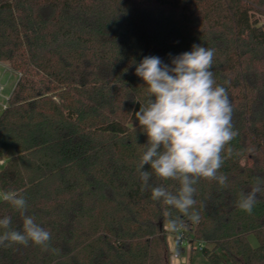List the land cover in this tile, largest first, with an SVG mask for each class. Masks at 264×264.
<instances>
[{"label":"trees","instance_id":"1","mask_svg":"<svg viewBox=\"0 0 264 264\" xmlns=\"http://www.w3.org/2000/svg\"><path fill=\"white\" fill-rule=\"evenodd\" d=\"M262 17L264 0H0V62L20 74L0 114V190L22 193L51 233L47 251L0 246V264H171L184 243L210 264L223 262L219 252L227 264H264V194L251 215L237 207L264 179ZM195 44L215 50L212 72L238 133L220 169L226 185H195L198 223L142 190L147 136L134 116L146 95L136 65L145 56L170 65ZM5 215L22 226L0 200ZM177 216L183 226L170 230Z\"/></svg>","mask_w":264,"mask_h":264},{"label":"clouds","instance_id":"2","mask_svg":"<svg viewBox=\"0 0 264 264\" xmlns=\"http://www.w3.org/2000/svg\"><path fill=\"white\" fill-rule=\"evenodd\" d=\"M215 50L195 44L164 63L158 56H145L135 67L146 88V95L134 113L140 131L147 136L141 144L136 171L142 190H150L153 201L188 217L200 220L195 210V185L201 178L225 186L227 176L220 172L225 161V148L238 135L232 123L233 107L224 86L218 85L212 72ZM233 149L227 148L231 156ZM150 170H145V166ZM153 176L160 181L178 182L175 191L162 183L153 185ZM264 194V179L257 177L247 192H241L237 207L249 215ZM3 201L19 212L20 228H13L12 217L0 218V246H28L30 243L47 251L51 233L34 216L28 214V203L22 193L2 194ZM170 216V213L168 214ZM170 230L183 226L179 216L169 218Z\"/></svg>","mask_w":264,"mask_h":264},{"label":"rangeland","instance_id":"3","mask_svg":"<svg viewBox=\"0 0 264 264\" xmlns=\"http://www.w3.org/2000/svg\"><path fill=\"white\" fill-rule=\"evenodd\" d=\"M260 22L264 23V17L260 18ZM2 64L7 67V69H6L4 66H0V72L2 75L1 82L3 85H5L4 91H3V96H5L7 98L11 95L12 90H13L16 82H17V76H16L17 73L12 71L6 63H2ZM1 103H3L2 98H0V104ZM2 111L3 110H2L1 105H0V114ZM248 241L252 247L257 246V240H256L254 235H249ZM168 242L170 245V247H169L170 252H173L172 236H168ZM219 254L223 258V262L220 264H227V262H228L227 258L223 254H221L220 252H219ZM170 261H171V263L173 262V264H174V262L175 263L178 262L180 264H210L209 261L201 254V252L199 250H196V249L191 250L188 243H184L182 245V251L177 257H174L173 255H171Z\"/></svg>","mask_w":264,"mask_h":264},{"label":"built area","instance_id":"4","mask_svg":"<svg viewBox=\"0 0 264 264\" xmlns=\"http://www.w3.org/2000/svg\"><path fill=\"white\" fill-rule=\"evenodd\" d=\"M0 66H4L3 64H2V62H0ZM6 69H7V67L6 66H4ZM9 70V69H8ZM16 76H17V80L19 79V77H20V74H16ZM1 78H2V75H1V72H0V98H2L3 99V103H1L0 105H1V108H2V110H4L6 107H7V102H8V100H9V97H5V96H3V91H4V87H5V85H3L2 84V82H1ZM14 89V88H13ZM13 91V90H12ZM6 165V160L5 159H0V171L4 168V166ZM2 194H3V192L0 190V200H3L2 199ZM190 246V245H189ZM191 247V246H190ZM196 247H198L199 249H201V248H203V244H197L196 245ZM195 247V248H196ZM191 249V248H190ZM174 257H177L176 255H174Z\"/></svg>","mask_w":264,"mask_h":264},{"label":"crops","instance_id":"5","mask_svg":"<svg viewBox=\"0 0 264 264\" xmlns=\"http://www.w3.org/2000/svg\"><path fill=\"white\" fill-rule=\"evenodd\" d=\"M168 244H169V242H168ZM169 247H170V245H169ZM171 264H173V262H172ZM174 264H180V263H178V262L175 263V262H174Z\"/></svg>","mask_w":264,"mask_h":264}]
</instances>
